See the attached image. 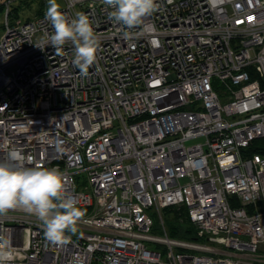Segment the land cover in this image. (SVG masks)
Returning <instances> with one entry per match:
<instances>
[{
  "label": "built area",
  "instance_id": "obj_1",
  "mask_svg": "<svg viewBox=\"0 0 264 264\" xmlns=\"http://www.w3.org/2000/svg\"><path fill=\"white\" fill-rule=\"evenodd\" d=\"M16 1L0 0V160L59 168L85 215L65 244L0 215L5 264H264V153L245 151L264 141V0H156L131 40L103 0H61L99 38L87 76L71 42L35 45L47 0L31 19ZM181 206L198 239L168 235Z\"/></svg>",
  "mask_w": 264,
  "mask_h": 264
},
{
  "label": "clouds",
  "instance_id": "obj_2",
  "mask_svg": "<svg viewBox=\"0 0 264 264\" xmlns=\"http://www.w3.org/2000/svg\"><path fill=\"white\" fill-rule=\"evenodd\" d=\"M46 20L50 22L53 32H45L39 48L50 45L57 53L71 42L75 47L73 64L81 76L89 74V68L97 62L100 41L94 33L93 23L84 12H76L74 17L61 10L58 0H47ZM112 11L109 18L118 25L125 26L123 38L135 39L143 33L132 29L144 28L145 18L157 10L156 0H103ZM154 28V26H152ZM24 157L20 151L12 148L0 160V215L12 209H23L34 215L42 224L47 240L65 244L75 234L78 224L85 212L78 207L75 196L68 194L64 173L57 167H44L40 164L24 166ZM31 164V158H28ZM10 259L9 254L0 250V264Z\"/></svg>",
  "mask_w": 264,
  "mask_h": 264
},
{
  "label": "trees",
  "instance_id": "obj_3",
  "mask_svg": "<svg viewBox=\"0 0 264 264\" xmlns=\"http://www.w3.org/2000/svg\"><path fill=\"white\" fill-rule=\"evenodd\" d=\"M23 1L24 0H20L19 2H21V4L15 5L13 7L12 12L14 15H18V10L21 7ZM25 2L23 3V5H25ZM40 5H42L43 7L42 3ZM41 11L42 9L39 7L37 10H35V15H39ZM258 144H261L263 146L260 147ZM245 151L247 153H264V141L256 140L255 142H252V146L247 148ZM83 211L85 212V210ZM164 211L166 215V219H164V221L169 236L188 240L198 239L195 236V229L188 219L187 212L184 206H181L179 208L169 207L165 208Z\"/></svg>",
  "mask_w": 264,
  "mask_h": 264
},
{
  "label": "rangeland",
  "instance_id": "obj_4",
  "mask_svg": "<svg viewBox=\"0 0 264 264\" xmlns=\"http://www.w3.org/2000/svg\"><path fill=\"white\" fill-rule=\"evenodd\" d=\"M19 1L18 2L16 1L14 3V5L21 4V2H19ZM24 2H25V5H23ZM41 3H42L41 0H33V1H31V0H24L22 2L21 7L18 10V15L20 17H22V19H31V18H33L35 16V10H37L39 7L42 9V5H40ZM58 3L61 6V4H62L61 0H58ZM46 5L48 7V3ZM0 16H1V14H0ZM1 21H2V18L0 19V31H1ZM79 178H80V181H81V178H83V176L79 175ZM148 212L150 213V215L152 216V218H154V221H155V224H156V222H157L156 219H155L156 218V215H154L153 209L148 210ZM162 215H163L164 219H166V215H165V211L164 210L162 211ZM158 233H160V232H158ZM224 250L225 251H230L229 249H224Z\"/></svg>",
  "mask_w": 264,
  "mask_h": 264
}]
</instances>
